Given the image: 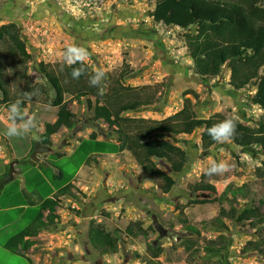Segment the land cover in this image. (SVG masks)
<instances>
[{"label": "rangeland", "instance_id": "obj_1", "mask_svg": "<svg viewBox=\"0 0 264 264\" xmlns=\"http://www.w3.org/2000/svg\"><path fill=\"white\" fill-rule=\"evenodd\" d=\"M156 1L0 0V26L8 24L19 30L26 51L32 56L28 62V80L22 82L16 76L20 70L18 59L10 57L7 45L0 43L2 79L11 97L27 100L21 110L27 113L24 119L34 117L36 122L32 131L9 137L6 135L10 123L8 110L0 108V135L8 143L2 147L4 138L0 136V174L5 173V165L16 162L13 180L0 192V206L9 207L7 212L0 213V244L34 217L37 208L27 206L24 193L39 201L71 184L72 196L62 197L54 225L41 231L34 238L35 245L22 253L33 264H148L152 259L148 246L161 250L153 259L156 264H189L187 240L194 242L193 250L199 249L195 260L198 264L205 255L202 248L220 235L228 240L222 251V264L262 262L257 252L246 250L249 242L264 239V205L260 204L264 195L260 192L251 194L254 202L237 198L235 203L226 199L186 208L185 217L199 231L198 237L183 227L176 209L177 205L195 200L189 185L199 182L202 175L214 185L217 196L229 184L253 183L254 170L264 161L257 147L240 148L226 140L203 151L199 138L202 129L191 135L163 137L189 156L184 170L173 176L176 185L172 192L164 195L157 182L142 173L128 151L118 152L115 137L106 125L91 121L92 113L86 105L67 97L76 115V127L73 130L62 127L51 136L53 151L39 156L42 162L29 160L31 141L43 132L46 123L55 121L56 109L41 104L40 94L38 97L24 94L25 89L43 81L39 64H48L56 71L69 65L65 54L73 46L86 50L84 62L94 72L102 70L105 80L108 74L118 78L123 61L133 70L123 85L138 87L153 101L124 116L162 120L180 110L184 102L182 94L187 91L190 94L185 98L195 105L199 118L225 112L248 126H256L264 119V110L253 101L255 89L234 91L228 84L227 66L220 76L207 81L197 74L183 39L184 31L155 23L150 17ZM56 153L64 157L59 159ZM213 162H225L230 168L221 174L208 175ZM159 166L169 172L164 163ZM59 171L63 176L61 181L54 178ZM198 198L211 200L212 197ZM20 204L26 205L20 207L22 212L10 209ZM232 206L238 212L253 207L262 221L236 222L220 214L222 209L227 212ZM23 213L25 220L21 218ZM216 218L223 221L227 231L214 227ZM91 222L109 233L119 230L115 254L100 255L89 248L86 239ZM136 223L148 231L146 237L125 235L126 227L134 224L135 229ZM5 254L0 251V264H28L8 251Z\"/></svg>", "mask_w": 264, "mask_h": 264}, {"label": "trees", "instance_id": "obj_2", "mask_svg": "<svg viewBox=\"0 0 264 264\" xmlns=\"http://www.w3.org/2000/svg\"><path fill=\"white\" fill-rule=\"evenodd\" d=\"M150 17L155 23L165 26L177 27L184 31L183 39L194 68L203 80L220 76L223 67L229 70L228 84L234 91H241L253 87L254 103L264 110V0H157ZM0 43L6 44L10 57L19 61V74L16 75L22 82H27L28 62L32 56L27 53L25 44L21 40L19 30L10 25L0 26ZM122 68L115 79L108 74L106 80L102 78L99 86H90L89 79L96 72L92 71L86 62L76 61L63 66L59 71L50 68L48 64H39V72L43 81L33 87H27L24 94L31 93L32 97L43 96L41 104L56 109V119L53 123H46L42 133L32 142L39 141L41 145L51 147V136L62 127L73 130L77 119L70 109L71 99L86 105L87 111L92 113L91 121L102 122L109 132L113 133L117 143L118 152L128 151L142 173L149 179L157 182L159 190L167 195L172 192L176 181L173 176L179 175L189 162L188 153L163 137L191 135L197 129L200 133V147L209 151L218 144L209 134V129L227 119L235 122V132L228 141L240 148L257 147L264 155V119L256 126H248L225 112H219L208 118H199L196 108L190 100L185 98L190 92H183L184 102L180 110L162 120H150L124 116L126 113L136 111L150 104L153 98L146 96L138 87L124 86L126 78L133 74V70L122 62ZM83 68V73L78 79L72 76L73 69ZM3 73L0 66V108L10 106L17 100L22 101L21 110L25 108L27 100L9 95L8 87L2 79ZM101 90L103 94H101ZM67 97L70 99L68 100ZM94 138V135H91ZM31 153V152H30ZM30 155V154H29ZM55 156L61 159L60 153ZM164 163L169 172L162 169L159 164ZM6 171L8 170V164ZM4 173V174H5ZM0 174V178L4 175ZM253 183L241 186L229 184L219 196L216 195L214 185L209 183L206 175L201 176L197 183L189 185V191L195 200H189L185 205H177L183 227L191 234L199 236V231L189 224L184 210L195 205L222 202L237 198L254 202L251 194L260 192L264 195V161L254 170ZM54 178L61 181L63 176L59 171ZM27 206L36 207L37 210L30 222L20 231L9 237L3 247L12 254L28 251L35 245L38 234L48 226L54 225L58 214L57 208L62 197L72 196L71 184L64 185L52 196L35 201L26 193ZM212 197L211 200L198 197ZM199 199V200H198ZM264 205V200L260 201ZM223 217L241 222L258 220L259 214L255 208H245L238 212L232 206L227 212L220 211ZM131 224L126 227L125 235L128 237H146L148 231L136 223V228ZM213 225L221 231H227L226 225L220 218L213 221ZM152 230L153 227H149ZM120 237L119 230L107 232L103 226L91 222L87 231V244L91 250H96L100 255L115 254L118 250L117 243ZM197 241V239L195 240ZM228 240L224 235L209 240L202 248L205 252L198 264H222V251L227 247ZM186 251L189 253L187 262L195 264L198 259L199 249H194V242L185 241ZM249 252H257L264 264V239L258 242H249ZM152 259L148 264H156L160 254L159 248L148 246ZM210 257H216L209 260ZM197 258V259H196ZM197 262V261H196Z\"/></svg>", "mask_w": 264, "mask_h": 264}, {"label": "clouds", "instance_id": "obj_3", "mask_svg": "<svg viewBox=\"0 0 264 264\" xmlns=\"http://www.w3.org/2000/svg\"><path fill=\"white\" fill-rule=\"evenodd\" d=\"M65 55L67 62L71 64L75 63L76 61L83 62L88 54L85 49L73 46L68 48L67 53ZM83 71V68L73 69V78L78 79L83 73ZM103 76L104 72L102 70H97L96 73L89 79L90 86H99L101 84ZM101 94H103L102 90ZM28 98L31 99V96L29 95ZM21 103L22 101L17 100L10 106L8 110V119L10 123L7 126L6 135H8L9 137L21 136L36 128V122L34 117H28V119H24L27 113L21 111ZM18 120L20 121L19 123H17ZM235 127V122L232 119H227L210 128L209 134L217 142L226 141L230 139L231 136L234 134ZM229 168L230 166L225 162H213L212 166L207 170V174H221L223 172L228 171Z\"/></svg>", "mask_w": 264, "mask_h": 264}, {"label": "water", "instance_id": "obj_4", "mask_svg": "<svg viewBox=\"0 0 264 264\" xmlns=\"http://www.w3.org/2000/svg\"><path fill=\"white\" fill-rule=\"evenodd\" d=\"M50 153H52L51 147L43 146L39 141H35L29 155V160L32 162H39V156ZM15 164L16 162H10L7 172L0 178V192L7 183L13 180L15 173Z\"/></svg>", "mask_w": 264, "mask_h": 264}, {"label": "crops", "instance_id": "obj_5", "mask_svg": "<svg viewBox=\"0 0 264 264\" xmlns=\"http://www.w3.org/2000/svg\"><path fill=\"white\" fill-rule=\"evenodd\" d=\"M54 122V121H53ZM52 122V123H53ZM1 123V122H0ZM3 125V124H2ZM7 127V126H6ZM1 136V135H0ZM1 137H3V136H1ZM4 138V137H3ZM4 144H6V145H8V143H7V140L4 138V142H3V145H2V147H5V145ZM39 161H43V159L41 158V159H39ZM5 163V162H4ZM37 166V165H36ZM21 206H26V205H23V204H20V205H16V206H12V208H10L11 210L13 209V210H21L20 209V207ZM9 207H1L0 206V213H3V212H7V209H8ZM20 212H22V211H20ZM19 214V213H18ZM23 215V216H22ZM21 215V218L23 219V220H25V213H23ZM20 229L18 230V231H20L23 227H19ZM17 231V232H18ZM16 232V233H17ZM15 234V233H14ZM13 235V234H12ZM11 235V236H12ZM10 236V237H11ZM8 239V238H7ZM7 239H5L1 244H0V251H1V253H2V255H6L5 253H6V250L4 249V247H3V245H4V243H5V241L7 240ZM23 253V252H22ZM22 253H20V254H13V255H15V256H17L18 258H20L21 260H24L26 263H28V264H33V262L32 261H30V260H28V258L27 257H25V256H22Z\"/></svg>", "mask_w": 264, "mask_h": 264}, {"label": "flooded vegetation", "instance_id": "obj_6", "mask_svg": "<svg viewBox=\"0 0 264 264\" xmlns=\"http://www.w3.org/2000/svg\"><path fill=\"white\" fill-rule=\"evenodd\" d=\"M51 150H52V148H51ZM53 151V150H52Z\"/></svg>", "mask_w": 264, "mask_h": 264}]
</instances>
